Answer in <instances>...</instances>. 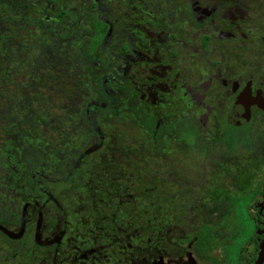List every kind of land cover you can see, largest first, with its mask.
I'll return each mask as SVG.
<instances>
[{"label":"flooded vegetation","instance_id":"flooded-vegetation-1","mask_svg":"<svg viewBox=\"0 0 264 264\" xmlns=\"http://www.w3.org/2000/svg\"><path fill=\"white\" fill-rule=\"evenodd\" d=\"M2 3L52 42L39 76L43 91L60 94L53 105L65 114L53 129L74 141L0 182V264H245L250 242L249 263L264 264V0ZM4 13L0 45L11 53L0 52V117L15 103L2 74L26 62L33 37ZM85 43L97 58L93 81L63 92L79 85ZM123 107L141 149L104 130L103 111ZM34 134L26 141L41 142Z\"/></svg>","mask_w":264,"mask_h":264},{"label":"rangeland","instance_id":"rangeland-1","mask_svg":"<svg viewBox=\"0 0 264 264\" xmlns=\"http://www.w3.org/2000/svg\"><path fill=\"white\" fill-rule=\"evenodd\" d=\"M7 10L8 9L6 8L4 3L0 4V14H5L4 12H6L7 16L4 15L5 17L9 16L11 18H14L15 23H13V26L16 25V27L12 26V29L14 31L26 32L24 30L28 29L30 30L28 34L30 36L33 35L32 38L25 36L26 44L24 42L19 43L27 45L26 50L24 49L22 51V53L25 54L26 62L21 63V65H15L13 62H11V67L9 69L13 70L8 71L7 73L9 74H2V82H6L7 85L11 86L8 89L7 93L8 99L11 98V93H13V100L15 103H13L14 109L10 108V106H6L4 110H8V113H3L0 117V182H7L9 183V185H11L15 177L14 172H16L14 169L18 170L19 177L20 174H30L41 164L47 162L48 157L42 156V154H44L42 153L43 151L45 152V150L48 149L62 148L64 147V144H67L68 142L74 140L72 138L71 141H69L68 139H66L67 137L60 138V135L56 130L59 127L61 120L64 119L63 117L65 114L62 109H59L53 105V103L60 102V99H54L56 95L60 94L58 92H50L47 89L43 91V88L45 89L42 84L43 78L39 76V71L42 70V63L40 64V61L43 58L50 57L51 55L48 54L49 46L47 44L50 43V40L45 37L42 24H38L37 22H35L32 23L34 26L28 28H26L25 26L21 27L22 24L20 23V21L24 20V16H21L18 12H8ZM1 29L6 28L2 27ZM10 42L12 44L13 40H11ZM8 48L9 45L3 43L2 45H0V52L4 53L5 51V53H11L10 50L8 51ZM15 48L17 49L18 45L15 46ZM87 48V43L82 45V48L78 55L79 69L76 74L77 78L74 79H76L79 85L77 86V88L73 86V88L70 89L64 86L62 89L63 92H67L71 89L75 90L76 92L77 90H81L83 86L81 85V80L83 79L88 78L89 82L93 81L91 76L92 73L96 72L97 58L91 57L87 53ZM18 50L14 52L15 54L11 56L12 58H16ZM33 56L37 57V60L34 62V66L31 65V60L28 58ZM2 59L3 57L1 58V62ZM39 84L42 87L41 91H39L36 86ZM32 88H34V91H31ZM36 97L39 98L35 101ZM35 102H37L39 105H42L36 108L35 106H33ZM15 110L16 113H13L12 115L11 113ZM127 110L128 109L126 107H123L117 112L113 113L103 111L102 119L104 130L105 132H111V134H126L125 146L129 147L136 143L134 148L137 147L141 149L144 145L141 144V138L139 136L141 131L133 122V119L130 118V113ZM132 112L134 113L135 120L137 121L138 117L141 116L140 111L137 110L136 106H134L132 108ZM112 116L114 117L113 123H111ZM149 123V128H151V131H153L154 124L151 122ZM53 125L56 126V129H53ZM48 127L52 129V131H48ZM36 128H39V131L43 133V135L40 137V140L42 141H26L28 134L31 133L32 135H34V131H36ZM45 128L47 129V131H45ZM63 130H65L67 134L73 133L72 130H69L65 127L63 128ZM5 132H7L6 134L14 135L15 138L9 140L5 137L6 135H3ZM82 142L88 144L89 139H82ZM16 146L17 152L13 150ZM115 146L116 142H114V144L110 148L113 151L121 149V145H118L117 147ZM23 170H25L24 173L22 172ZM48 170H53L51 171V176L57 178L58 174L60 173L61 166L59 164H56L54 168Z\"/></svg>","mask_w":264,"mask_h":264},{"label":"water","instance_id":"water-1","mask_svg":"<svg viewBox=\"0 0 264 264\" xmlns=\"http://www.w3.org/2000/svg\"><path fill=\"white\" fill-rule=\"evenodd\" d=\"M258 228L261 231L260 233V237L263 238L264 240V220H261L258 224ZM255 245V242H250L247 246V251H246V255L244 257V263L245 264H250L249 263V259H250V252L252 251L253 246Z\"/></svg>","mask_w":264,"mask_h":264},{"label":"trees","instance_id":"trees-1","mask_svg":"<svg viewBox=\"0 0 264 264\" xmlns=\"http://www.w3.org/2000/svg\"><path fill=\"white\" fill-rule=\"evenodd\" d=\"M5 108H3L2 110H4ZM4 113L6 114V113H8V110H4ZM34 117V116H33ZM33 117H32V119H33ZM36 120V119H35ZM37 134V133H36ZM36 134H34V135H36Z\"/></svg>","mask_w":264,"mask_h":264}]
</instances>
